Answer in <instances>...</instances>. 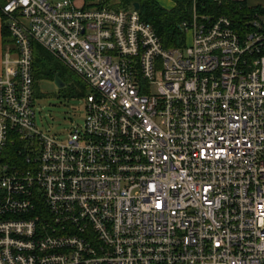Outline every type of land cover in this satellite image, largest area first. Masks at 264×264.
I'll list each match as a JSON object with an SVG mask.
<instances>
[{"label":"built area","instance_id":"2783aa9c","mask_svg":"<svg viewBox=\"0 0 264 264\" xmlns=\"http://www.w3.org/2000/svg\"><path fill=\"white\" fill-rule=\"evenodd\" d=\"M0 264H264V14L193 8L181 47L108 0H0ZM85 85L35 125L33 45Z\"/></svg>","mask_w":264,"mask_h":264},{"label":"trees","instance_id":"16d2710c","mask_svg":"<svg viewBox=\"0 0 264 264\" xmlns=\"http://www.w3.org/2000/svg\"><path fill=\"white\" fill-rule=\"evenodd\" d=\"M89 4L95 0H83ZM115 8H128L133 3H138V14L140 18L151 24L160 39L162 46L166 49L181 47L185 43V35L180 28L183 21L189 20L193 8L200 14L210 17L225 16L229 18L239 32L248 30L249 21L255 14H264L261 6L248 7L245 1L233 0H170L173 7L167 10L160 6L155 0H108ZM2 19V14L0 12ZM3 45L11 44L10 36L4 19L1 30ZM264 53V52H263ZM33 69L34 84L40 78L53 80L55 75L62 79L61 75L69 74L74 77L75 85L79 88L75 96L83 98L86 95L84 83L71 71L56 61L38 45H33Z\"/></svg>","mask_w":264,"mask_h":264},{"label":"rangeland","instance_id":"374dc122","mask_svg":"<svg viewBox=\"0 0 264 264\" xmlns=\"http://www.w3.org/2000/svg\"><path fill=\"white\" fill-rule=\"evenodd\" d=\"M155 1L166 9L172 5L170 0ZM7 45L10 44L4 47ZM69 73L61 75L63 87L57 88L53 80L40 78L34 88L35 125L40 132L54 136L59 141H65L69 132L81 125L84 118V101L82 97L75 96L79 88Z\"/></svg>","mask_w":264,"mask_h":264},{"label":"crops","instance_id":"0c3cea01","mask_svg":"<svg viewBox=\"0 0 264 264\" xmlns=\"http://www.w3.org/2000/svg\"><path fill=\"white\" fill-rule=\"evenodd\" d=\"M75 1L78 4H81L83 2V0H75ZM233 1H245L248 7L261 6L264 8V0H233ZM172 7H173V3L170 8H167V10H170ZM2 26H3V20L0 17V71L2 68V60H3V55H4V49H5L3 42H2V35H1Z\"/></svg>","mask_w":264,"mask_h":264},{"label":"water","instance_id":"95a60500","mask_svg":"<svg viewBox=\"0 0 264 264\" xmlns=\"http://www.w3.org/2000/svg\"><path fill=\"white\" fill-rule=\"evenodd\" d=\"M132 7H133V9H134L135 11H138V10H139V5H138V3H133ZM53 82H54V84H55V86H56L57 88H58V87L60 88V87H63V86H64V84L62 83V81L60 80V78L58 77V75H55V76H54Z\"/></svg>","mask_w":264,"mask_h":264}]
</instances>
